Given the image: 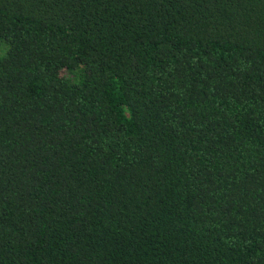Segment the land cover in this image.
Segmentation results:
<instances>
[{"label":"trees","instance_id":"16d2710c","mask_svg":"<svg viewBox=\"0 0 264 264\" xmlns=\"http://www.w3.org/2000/svg\"><path fill=\"white\" fill-rule=\"evenodd\" d=\"M0 52V264H264V0H0Z\"/></svg>","mask_w":264,"mask_h":264},{"label":"rangeland","instance_id":"374dc122","mask_svg":"<svg viewBox=\"0 0 264 264\" xmlns=\"http://www.w3.org/2000/svg\"><path fill=\"white\" fill-rule=\"evenodd\" d=\"M5 52V51H4ZM4 52H0V55L2 54V53H4Z\"/></svg>","mask_w":264,"mask_h":264}]
</instances>
